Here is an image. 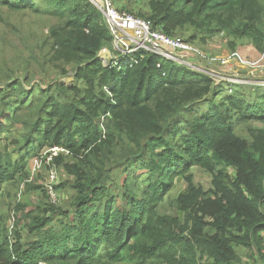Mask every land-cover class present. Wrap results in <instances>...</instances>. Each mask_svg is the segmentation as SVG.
Listing matches in <instances>:
<instances>
[{
  "label": "trees",
  "instance_id": "1",
  "mask_svg": "<svg viewBox=\"0 0 264 264\" xmlns=\"http://www.w3.org/2000/svg\"><path fill=\"white\" fill-rule=\"evenodd\" d=\"M117 5L171 38L193 31L179 39L188 44L224 33L230 54L242 60L238 42L264 52V0ZM0 6L54 18L56 25L31 57L41 51L47 65L63 75L72 71L73 78L69 86L51 81L35 88L27 85L29 62L0 68L6 76L0 83V127L3 119L11 124L0 140L26 110L36 115L16 130V158L0 143V194L14 191L16 200L21 184L13 180L29 157L41 162L34 174L62 168L68 179L57 185V178L55 190L68 182L75 193L64 211L47 201L26 212L16 202L20 217L12 231L6 220L0 222V264H231L239 246L264 264V86L231 84L143 51L135 55L136 64L114 67L101 56L103 50L115 54L112 37L88 0H0ZM11 105L17 106L12 113ZM252 122L263 128H248L250 138L239 136L237 128ZM45 146L64 150L50 166L48 155L40 154ZM195 164L213 176L212 190L197 188L186 173ZM227 168L235 171L233 181H225ZM182 175L187 191L170 202L177 217L160 213L170 178ZM28 180L26 173L24 195L41 189L48 198L45 183L36 187Z\"/></svg>",
  "mask_w": 264,
  "mask_h": 264
},
{
  "label": "rangeland",
  "instance_id": "2",
  "mask_svg": "<svg viewBox=\"0 0 264 264\" xmlns=\"http://www.w3.org/2000/svg\"><path fill=\"white\" fill-rule=\"evenodd\" d=\"M138 4V3H137ZM138 9H144L142 4L138 5ZM129 12V10L127 9ZM137 10H135L136 12ZM130 13H132L130 11ZM56 25V20L50 16L41 14V13H33L29 10L16 12L7 7L0 6V68L3 70H7L12 67L13 63L21 62V60H25L29 62V78L31 79L27 82V85H31L35 88H41L42 86H47L52 81L63 83L67 86L72 84L73 78L71 77L72 71H68L66 75H63L61 70L58 68H54L53 66L47 65L48 58L44 59L43 52L38 51L34 52L35 57L32 58V52L34 48L38 47L43 40L47 39L48 29L52 26ZM193 31H186L182 35H180L179 39H189V37L194 35ZM198 38L201 35H197ZM47 42V41H46ZM197 45H193L199 53H203L209 59H213L212 62H207L208 60H202L200 58H195L194 56H190L188 61L196 66L199 71H203L212 77H216L221 79L222 81H228L231 84H256L260 86H264V52L259 53L251 43L247 41H242L237 43L236 52H238L243 60L248 64H232L231 66L221 65L219 59L225 58L230 55L232 50L229 45V40L224 33H220L212 38H207V41L202 43L199 40H196ZM46 52L49 50V44L45 47ZM41 56V57H40ZM109 58L108 56H104ZM44 63V65L42 64ZM235 65V66H233ZM6 76H0V83H4ZM44 86V87H45ZM16 105H11L8 107V111L11 113L16 110ZM26 106L22 107L21 111H25ZM15 123L14 127H12V133L4 140H0V143L3 145H7L9 151L13 154L14 158L17 155L14 153V149L12 147V141L15 139L14 135L16 134V130L21 127V122H27L28 117L31 120H35L36 115L31 114L25 111ZM17 115V113H16ZM30 121V120H28ZM2 125L0 127V139L6 137V134L3 132L6 130L11 124L8 119L2 120ZM20 124V125H19ZM248 128L252 130H259L263 128V124L260 122H252L249 126L244 127L243 125L237 128L238 135L244 138H250L248 133ZM24 131V130H22ZM21 131V132H22ZM41 151V155H45L49 150L47 146L43 148ZM37 158L29 157L26 159L25 168L23 171H18L17 175H15L14 180L16 184H21V192L17 193L16 200L14 197L15 192L12 191L10 193V197L6 194H0V222L2 219L6 220V227H8L9 231H12L14 226V222L19 219L20 213L14 212L13 207L16 202L25 205L26 212L29 211L31 206L35 205H46L47 201L49 203V198H46L41 189L32 190L30 193L23 194L22 187L24 184V176L26 173L29 174V182L31 181L32 186L43 187V184L48 181V171L42 169L40 173L34 174L35 170L34 161ZM57 168V185L61 182V184L67 180L64 171L62 168ZM220 167L219 169H221ZM191 173L194 185L197 188L203 189L205 192H208L213 189V176L209 173L205 172L201 166L194 165L189 169L188 172ZM185 173V174H186ZM227 176L225 177V181H233L235 176V171L232 168L226 169ZM41 176L39 178L37 175ZM183 176H175L173 179L170 178V188L169 193L166 194V198L159 205V212L163 214L171 215L172 217H177L176 209L173 206H170V202L175 200L176 197L187 191V185ZM73 181V180H72ZM117 186H120L122 183V178L117 179ZM44 185V186H45ZM110 185V184H109ZM129 188H133L132 182L129 183ZM45 189V188H44ZM56 194L58 197V203L63 207L61 210L69 209L70 205L73 202L74 191L71 189L69 183L63 184L61 188L56 189ZM116 192V191H115ZM135 194H137L135 192ZM53 204V203H51ZM181 217V222L183 223V218ZM14 218V219H12ZM13 224V225H12ZM24 222L21 221L18 229H22ZM187 235V234H186ZM236 258L233 260L231 264H257L256 258H249L247 256L246 250L241 246L235 247ZM118 264H126L120 262Z\"/></svg>",
  "mask_w": 264,
  "mask_h": 264
},
{
  "label": "built area",
  "instance_id": "3",
  "mask_svg": "<svg viewBox=\"0 0 264 264\" xmlns=\"http://www.w3.org/2000/svg\"><path fill=\"white\" fill-rule=\"evenodd\" d=\"M88 1L100 11L112 37V48L113 53L115 54L103 50L101 56L106 63L107 61H110L111 65L114 67L121 64H128L129 66L136 64L137 61L135 55L141 51L158 55L164 60L172 61L197 71H199L198 68L188 61L190 56L202 60H213L209 59L203 53H199L193 45L179 39L171 38L160 29H153L152 24L149 21L139 18L129 12L121 11L118 9L117 0ZM104 56H108L109 58ZM219 62L222 65L227 66H230L231 63H234L235 65L248 64L236 53H232L225 58L219 59ZM62 152H64V150L57 147L50 149L45 155H43H48L46 157V164L50 166L52 158ZM34 165L35 167L33 170H39L41 167L40 160L36 159ZM57 178L58 175L56 174V171L53 168H50L45 188L48 193V198L53 204H56L58 201L54 187Z\"/></svg>",
  "mask_w": 264,
  "mask_h": 264
}]
</instances>
